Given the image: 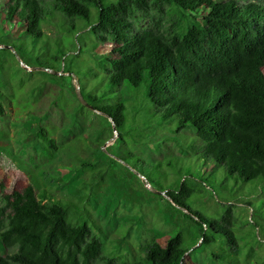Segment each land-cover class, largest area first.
<instances>
[{"label": "trees", "instance_id": "16d2710c", "mask_svg": "<svg viewBox=\"0 0 264 264\" xmlns=\"http://www.w3.org/2000/svg\"><path fill=\"white\" fill-rule=\"evenodd\" d=\"M165 2L177 14L168 30L163 21ZM0 4L6 6L7 20L27 34L42 36L48 22L70 33L86 30L85 36L96 38L93 49L100 42L112 45L113 56L99 58V71L93 70L100 85L90 90L85 85L86 103L80 102V109L88 105L112 119L118 142L138 141L154 126L180 136L191 131V149L185 152L194 153L204 166H222L233 187L264 181V0L242 4L237 0H9ZM139 10L151 16L143 29L135 28ZM36 135L45 154L58 151L46 127L39 126ZM120 150L141 166L144 176L145 168L153 164L163 169L161 161L151 165L128 148ZM98 152L105 154L101 148ZM180 160L166 161L176 175L166 194L188 223L189 247H203L211 259L239 264L231 204L218 216L194 209L197 174L189 165L188 176L183 174ZM174 161L180 164L176 168ZM93 166L83 161L79 167ZM0 187L4 189L2 182ZM3 200L0 243L13 251L0 253V264L98 260L116 264L113 256L103 254L105 240L95 232L100 225L89 224L80 212L74 221L70 211L81 209L73 202L46 188L38 190L34 183L5 192ZM254 224L262 226L258 221ZM189 247L182 236L170 235L164 246L154 240L143 258L129 264H184Z\"/></svg>", "mask_w": 264, "mask_h": 264}, {"label": "rangeland", "instance_id": "374dc122", "mask_svg": "<svg viewBox=\"0 0 264 264\" xmlns=\"http://www.w3.org/2000/svg\"><path fill=\"white\" fill-rule=\"evenodd\" d=\"M5 7L0 4V183L4 185V189L0 187V206L4 205L3 194L11 189H22L29 183L38 190L46 188L81 209L70 211L74 221L80 212L89 224L100 225L95 232L105 240L104 256H113L116 264H129L143 258L146 246L154 240L164 246L170 235L177 234L184 246L191 243L185 217L166 194L176 177L166 161L180 157L182 173L186 175L191 166L197 174L199 191L193 208L218 216L231 204L239 264H264V181L233 187L222 166H204L194 153L185 152L191 149V131L180 136L154 126L138 141L118 142L112 119L88 105L80 109V102L86 103L85 85L89 90L99 87L94 71H99V58L113 56L112 45L100 42L93 49L96 38L85 36L86 30L70 33L48 22L42 36L27 34L7 20ZM172 8L165 2L167 30L177 20ZM92 13L95 18V7ZM153 14L159 15V11ZM150 19L137 11L135 28H145ZM86 70L90 73L85 75ZM133 119L131 110L129 120ZM41 125L56 140L58 151L53 155L43 152L37 138ZM126 148L150 164L161 161L163 169L153 164L145 168L144 176L141 166L120 150ZM83 161L94 166L80 168ZM177 163L174 161L173 167ZM256 221L262 226L255 225ZM195 247H189L184 264H227L211 259L209 250ZM12 251L0 243L1 254ZM102 263L98 260L93 264Z\"/></svg>", "mask_w": 264, "mask_h": 264}]
</instances>
